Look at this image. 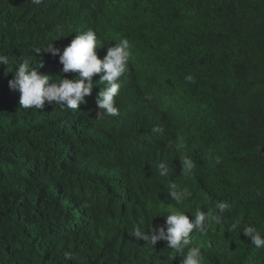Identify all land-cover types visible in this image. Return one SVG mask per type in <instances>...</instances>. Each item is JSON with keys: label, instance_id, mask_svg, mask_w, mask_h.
<instances>
[{"label": "trees", "instance_id": "trees-1", "mask_svg": "<svg viewBox=\"0 0 264 264\" xmlns=\"http://www.w3.org/2000/svg\"><path fill=\"white\" fill-rule=\"evenodd\" d=\"M88 18L103 47L132 45L117 118L90 111L102 74L78 109L34 110L0 65V264H178L134 225L168 209L218 213L221 202L230 208L201 239L204 264H264V249L228 229L264 235V0H0V54L10 70L27 58L61 75L59 55L35 49L53 42L62 53ZM183 157L196 165L188 176ZM171 183L192 197L176 204Z\"/></svg>", "mask_w": 264, "mask_h": 264}, {"label": "clouds", "instance_id": "clouds-1", "mask_svg": "<svg viewBox=\"0 0 264 264\" xmlns=\"http://www.w3.org/2000/svg\"><path fill=\"white\" fill-rule=\"evenodd\" d=\"M32 2L39 5L42 0H32ZM71 12L74 18L79 20L77 10L72 9ZM81 27L82 31H76L78 33L76 36H68L67 47L62 53L59 48L53 46V42L48 46L46 43L39 45L43 49H35L36 52L44 50L50 55L51 60L52 56L59 55L62 64L61 75L52 77L44 74L40 71L42 65L35 67L27 58L22 60L14 70H10L9 56L0 54V65L7 66V73H14L13 78L9 80V87L20 92V105L23 109H42L46 101L67 109H78L80 104L86 103V97L93 91L95 86L93 76L102 74L97 82L102 87L97 95V102L89 104L91 105L90 111L98 116L103 115L102 117L113 119L120 116L116 97L120 91V78L128 69L132 58V45L128 38H122L107 49L103 47L104 44L98 37L96 30L99 26L95 21L88 18L81 23ZM99 48L102 52H107L103 59L98 56L97 49ZM139 53L144 57L140 50ZM69 72H78L79 75L75 79L66 78L63 74ZM186 79L192 81L193 77L188 75ZM180 161L182 175H190L196 167L195 162L190 157H183ZM158 169V174L162 177L169 174V168L164 162L159 163ZM167 187L169 198L178 205L192 197V192L187 187H181L176 183H171ZM229 208L230 205L227 202L217 205L218 213H214L211 208H208L207 212L197 208L195 212H191V218V215L187 214L190 211L182 208L168 209L167 212H158L156 215L166 214L163 221L145 222L146 228L141 222L134 225L131 233L137 239H143L144 242L153 246L166 241L168 248L176 251L173 259L177 254L180 256L181 261L178 264H204L200 249L201 239L208 236L205 234L213 224H222V214ZM228 229L243 231L250 238L251 244L256 248L264 249V235L254 225L234 222ZM198 233L202 234L196 235Z\"/></svg>", "mask_w": 264, "mask_h": 264}]
</instances>
